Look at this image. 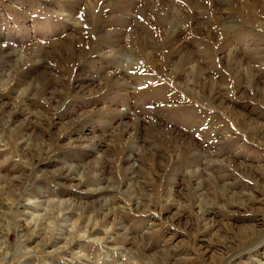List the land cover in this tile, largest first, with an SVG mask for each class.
<instances>
[{"label": "rangeland", "instance_id": "rangeland-1", "mask_svg": "<svg viewBox=\"0 0 264 264\" xmlns=\"http://www.w3.org/2000/svg\"><path fill=\"white\" fill-rule=\"evenodd\" d=\"M0 264H264V0H0Z\"/></svg>", "mask_w": 264, "mask_h": 264}]
</instances>
